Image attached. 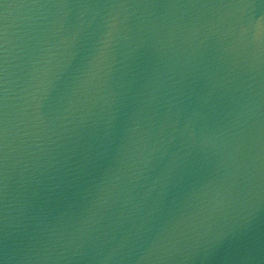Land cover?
I'll return each mask as SVG.
<instances>
[{
  "label": "water",
  "instance_id": "95a60500",
  "mask_svg": "<svg viewBox=\"0 0 264 264\" xmlns=\"http://www.w3.org/2000/svg\"><path fill=\"white\" fill-rule=\"evenodd\" d=\"M0 264H264V0H0Z\"/></svg>",
  "mask_w": 264,
  "mask_h": 264
}]
</instances>
